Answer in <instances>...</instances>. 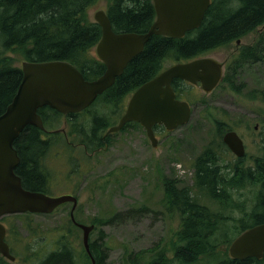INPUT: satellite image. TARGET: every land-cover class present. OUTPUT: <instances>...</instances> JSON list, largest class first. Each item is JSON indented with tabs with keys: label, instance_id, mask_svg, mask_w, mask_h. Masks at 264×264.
<instances>
[{
	"label": "trees",
	"instance_id": "16d2710c",
	"mask_svg": "<svg viewBox=\"0 0 264 264\" xmlns=\"http://www.w3.org/2000/svg\"><path fill=\"white\" fill-rule=\"evenodd\" d=\"M95 2L96 0H0V113L11 101L22 76L20 67L11 63L8 56L10 51L20 52L23 60L28 61L67 60L87 80L102 73V62L94 54H89L101 35L100 26L89 16V9ZM104 9L111 29L116 33L145 32L155 18L151 0H106ZM263 23L264 0H211L200 25L186 31L182 37L151 35L114 83L83 111L63 115L48 106L38 108L37 113L44 128L26 125L13 142L19 157L14 171L21 176L22 186L48 193L43 160L54 141L61 142L65 146L64 150L68 148L65 142L67 130L64 125L59 127L61 120L68 122V118H72L70 124L74 127L77 140L86 145L87 152H92L101 144L100 136L105 127L116 121L117 118L112 122L111 115L115 112L117 116L120 115L121 99L160 72L164 60L176 62L191 59L225 44L242 30L245 34ZM261 43L264 49V39ZM251 49L246 48L247 51ZM178 81V78L174 79L172 86L176 95L182 98L183 94L186 96L184 91L190 86L184 85L186 87L179 90ZM99 102L104 104L102 112H92L91 109ZM85 112L88 113L85 117L89 121L87 127L81 120L75 123L77 116ZM157 127L159 126L155 125ZM107 138L108 136L104 139ZM216 163L207 150L194 161L193 168L197 169L193 185L179 187L171 182L165 184L163 207L168 214H176V227L171 230L168 240L156 255L146 258L143 254L140 256L143 264L149 260V264H264V253L261 259L248 257L242 260L233 259L227 253L229 244L243 230L264 222V162L258 163L254 174L247 172L248 174L243 175V185L250 182L253 187L257 186L249 209H245V198H232L233 194L240 195V182L230 183L228 177L218 173ZM236 175L234 174L235 179ZM244 189L246 188L243 186ZM205 193L207 195L202 199ZM213 201L217 202L216 207L209 204ZM230 209L239 210L241 217H233ZM75 212L76 210L74 215ZM130 212L131 208L125 210L124 218L112 220H126ZM75 216V221L85 223ZM68 221L75 226L70 217ZM89 224H94L95 229V221ZM16 226L12 232L28 229L24 225ZM53 230L59 232L54 247L35 264H91L82 244L77 249L67 241L62 226ZM66 230L70 231L68 228ZM23 247L25 250L29 248L27 244ZM108 248L103 241L101 244L89 242L94 264H105V251ZM10 250L13 254V249ZM169 252H172V256L166 258ZM130 255L132 253L124 248L123 264H135V258ZM8 262L10 261L0 255V264Z\"/></svg>",
	"mask_w": 264,
	"mask_h": 264
},
{
	"label": "rangeland",
	"instance_id": "374dc122",
	"mask_svg": "<svg viewBox=\"0 0 264 264\" xmlns=\"http://www.w3.org/2000/svg\"><path fill=\"white\" fill-rule=\"evenodd\" d=\"M105 5L106 0H96L89 9L91 20L93 11ZM254 31L244 35L243 43L252 42ZM89 54L93 55V52ZM225 54L221 53L222 56ZM8 56L13 65L20 66L23 60L20 52L10 51ZM171 63L166 59L163 67ZM242 81L245 84L243 92L234 90L239 80L235 81L237 84L224 83L209 94L199 86L189 87L184 91L186 96L183 94L182 97L192 104L190 119L172 132L157 127L155 146L151 145L139 123L130 122L124 129L108 133L106 144L101 142V149L90 153L77 140L71 120H61L59 127L64 125L71 143L66 150L61 142L51 143V149L43 160L48 173L46 189L50 195L73 194L77 197L74 216L85 223L96 222L89 242L101 244L103 241L109 247L105 251V264H123L124 248L132 253L130 256L135 258V264H143L140 261L142 254L146 258L162 249L171 230L176 227V214H168L163 207L165 184L171 182L179 187L194 184V161L212 141L213 119L242 120L239 129L247 143L248 156L254 153L260 158L259 162H264V59L245 66ZM178 87L182 90L186 86L181 84ZM103 105L99 102L91 111H101ZM87 114L77 116L75 123L81 120L87 127ZM117 117L116 112L111 115L112 122ZM258 121V127L254 129L253 125ZM246 183V189L240 191L239 196L233 194L232 198H245V209H249L257 186ZM209 204L216 207L217 202ZM70 206L65 203L49 214L18 213L13 216L19 218H3L9 226L7 241L18 257L17 261L7 264H35L42 259L54 247L59 232L53 229L59 225L65 231L67 241L80 249L82 231L69 224ZM129 208L128 219L112 220L124 218L123 213ZM230 214L235 218L241 217L239 210L230 209ZM16 224L28 229L12 232L17 228ZM66 228L70 231L67 232ZM24 244L29 246L27 250ZM171 256L172 252H169L166 258Z\"/></svg>",
	"mask_w": 264,
	"mask_h": 264
},
{
	"label": "water",
	"instance_id": "95a60500",
	"mask_svg": "<svg viewBox=\"0 0 264 264\" xmlns=\"http://www.w3.org/2000/svg\"><path fill=\"white\" fill-rule=\"evenodd\" d=\"M151 1L155 18L149 28L141 33H116L111 29L103 7L93 12V19L101 29L100 39L95 45V53L105 67L100 76L92 80L84 79L67 60H23L20 63L22 76L16 92L0 113V216L23 212L51 213L59 205L71 202L70 219L82 231V245L91 258V264H94V259L88 238L94 225L75 221L73 210L77 198L71 194L52 196L24 188L20 177L14 172L19 157L13 142L26 125L43 129L37 113L40 107L48 106L63 115L86 108L122 73L129 59L142 50L151 35L182 37L186 31L200 25L211 3V0ZM220 75L219 64L210 57L170 64L132 91L117 124L110 126L106 133L120 129L127 121H136L145 129L151 145L155 146L157 138L153 126L161 125L165 130L172 131L185 124L190 117L191 105L187 100L176 98L172 80L200 81L203 90L209 92ZM223 141L240 154L241 141L234 132H227ZM4 235L5 227L0 223V254L15 261L16 257L9 252ZM227 252L233 259H261L264 253V222L243 230L229 244Z\"/></svg>",
	"mask_w": 264,
	"mask_h": 264
},
{
	"label": "flooded vegetation",
	"instance_id": "af4514ba",
	"mask_svg": "<svg viewBox=\"0 0 264 264\" xmlns=\"http://www.w3.org/2000/svg\"><path fill=\"white\" fill-rule=\"evenodd\" d=\"M254 29L256 31V34H255V31L251 34V36H252L251 39H253L252 42L243 43L244 35L251 33ZM254 29L247 31L245 34H243V30H242V32H240L239 35L230 39L225 44L219 45L212 50H209L205 53H201V54L191 58V59H194V58H200V57H210V58L214 59L219 64V66L221 68V75H220L216 85L211 89V91H209V92L204 91L202 86H201L200 81H197L196 83H191V82H188L184 79L178 78L180 81H178L177 83L180 85L182 84L183 86L184 85H190V87L199 86L205 94H209V93H212L213 91H216L224 83H227L228 85H230L232 83L237 84V82H235V81L239 80V83L234 87V90L236 92H243V90L245 88V84L242 81L243 80V68L249 64L251 65V64L258 63L264 59V49H263V46L261 43L262 39H264V23L258 25ZM248 47L252 48V49L250 51H247L246 48H248ZM258 47H259V50H257ZM90 51H92L94 53V55L96 56L94 49H91ZM222 52H225L226 54L224 56H222L221 55ZM247 53L252 54L254 57L248 55ZM133 57H131L129 59V61ZM191 59H183V60H180V62L188 61ZM129 61L127 62V64L129 63ZM104 70H105V67H103L102 73L104 72ZM174 79H177V78H174ZM173 80H172V82H173ZM172 82H171V86H172ZM172 88H173V86H172ZM174 92H175V90H174ZM175 96L178 99L187 100L189 102V104L191 105L190 111L192 112V104L190 103V101L188 99H185L184 97H182V98L178 97L176 95V92H175ZM121 100L124 101V102L121 101L122 103H120L121 104V113L112 125L117 124L119 117L121 116V114L125 110L126 103L128 100V95H126ZM118 106H119V104H118ZM190 116H191V113H190ZM71 119H72L71 117L68 118L69 121ZM74 119H75V117H73V120ZM189 119H190V117H189ZM212 122H213L212 123L213 134L211 135L212 141H210L208 143V145L206 146V148L203 152H206L208 150L213 155V157L215 158V160L217 162L216 165L218 168V173L220 175H225L226 177H228L229 178L228 181L230 183L235 182L236 184H238L240 182L239 188L243 191V186L244 187L246 186V182L243 185V175L248 174L249 172H251V174H254L255 171L258 169V166H257L258 163H261L258 161V159H260V158L254 153H253V155L248 156L247 143L244 140L243 133L239 129V124H241V123L243 124L242 120L241 121H237V120L229 121L226 119H213ZM129 123H130L129 121L125 122L120 127L119 130L124 129L126 125H129ZM258 124H259V121L253 125L254 129H257ZM229 131L234 132L239 137V139L241 141L242 148L239 150L240 154L235 153L229 147V145H227L223 141L224 135ZM258 131H261V130H258ZM261 134H262V132H261ZM105 136L107 137V136H109V134L108 133L105 134V132H104L100 136V141L103 142L104 145L106 144L105 139H104V138H106ZM69 137L70 136H68V135H66V137H65V142L67 144L71 143V140ZM45 139H47V138H45ZM81 146L84 147V149L87 151L86 146L84 144ZM98 149H101V147L100 146L96 147L90 153H94ZM243 149H244V153H243ZM262 156H264V155H262ZM196 169L197 168H194V170H196ZM45 170H46V167H45ZM234 174H237L236 179L234 177ZM19 177L21 179L20 175H19ZM45 181L46 182L48 181L47 170H46V180ZM13 215L14 214H5V215L0 216V222L6 227L4 240L8 244L9 250L11 249L10 243H8V241H7V237L9 235V226H8V224H6L3 221V218H19V217H15Z\"/></svg>",
	"mask_w": 264,
	"mask_h": 264
},
{
	"label": "bare ground",
	"instance_id": "6f19581e",
	"mask_svg": "<svg viewBox=\"0 0 264 264\" xmlns=\"http://www.w3.org/2000/svg\"><path fill=\"white\" fill-rule=\"evenodd\" d=\"M2 43V42H1ZM48 149H49V146H48ZM48 151V150H47ZM189 196V195H188ZM227 206V205H226ZM216 225V224H215Z\"/></svg>",
	"mask_w": 264,
	"mask_h": 264
}]
</instances>
